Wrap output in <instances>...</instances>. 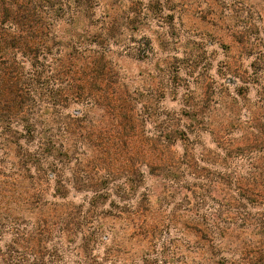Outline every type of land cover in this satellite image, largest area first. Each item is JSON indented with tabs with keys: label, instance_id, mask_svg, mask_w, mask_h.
<instances>
[{
	"label": "rangeland",
	"instance_id": "374dc122",
	"mask_svg": "<svg viewBox=\"0 0 264 264\" xmlns=\"http://www.w3.org/2000/svg\"><path fill=\"white\" fill-rule=\"evenodd\" d=\"M89 15L85 31L116 33L105 42L110 59L130 103L148 116L126 125L91 110L86 132L68 135L85 154L62 163L64 197L35 161L23 168L0 150V264H244L239 248L198 226L231 216L230 177L264 175V0H92ZM156 119L200 128L187 134L192 145L170 147L165 176L150 174L143 144L155 137ZM210 129L217 142L226 139L225 152ZM105 140L109 152L94 151ZM73 177L104 181L103 203H91L93 193L74 188Z\"/></svg>",
	"mask_w": 264,
	"mask_h": 264
},
{
	"label": "trees",
	"instance_id": "16d2710c",
	"mask_svg": "<svg viewBox=\"0 0 264 264\" xmlns=\"http://www.w3.org/2000/svg\"><path fill=\"white\" fill-rule=\"evenodd\" d=\"M91 1L0 0V150L6 155L12 151L23 168L35 161L43 176L53 179L59 197L68 193L62 177L67 168L62 166L64 159L85 154L68 135L75 134V129L86 132L85 122L91 110L100 108L112 121L126 125L132 121L142 125L144 114L148 116L147 107L142 105L138 110L130 103L122 90L119 71L110 59L112 52L105 42L116 33L109 29L85 31L88 26L84 23L91 17ZM78 27L83 33L75 32ZM72 28H76L74 32L70 31ZM88 36L89 42L82 39ZM73 104L81 108L65 113ZM158 122L156 119V126L161 121ZM193 129L200 132L199 127L191 124L159 125L155 137L144 140L150 152L151 175L165 176V170L171 172L173 167H167L173 166L175 157L170 147L178 140L186 147L192 145L187 134ZM209 134L213 137L215 131L210 129ZM214 138L220 154L225 152L222 146L227 145L226 139H220L221 144L216 135ZM105 142L94 144V151L108 153L112 144ZM255 142L252 148L258 149ZM33 143L35 149L25 146ZM139 151L142 152L141 148ZM72 174L75 176V171ZM73 178L70 182L74 188H86L93 193L91 203H103L108 191L101 187L104 181L96 186L98 181L89 185L84 178ZM225 184L229 191L226 211L231 216L224 220L218 213L214 221H202L198 232L208 237L211 233L213 239H219L220 246L239 248L244 264H264V249L255 252L256 257L248 251L264 241V175L261 172L251 178L232 176ZM250 204L254 208L259 205L261 211L252 213ZM226 221L231 222L223 223ZM246 234L249 240L240 241L239 237Z\"/></svg>",
	"mask_w": 264,
	"mask_h": 264
}]
</instances>
